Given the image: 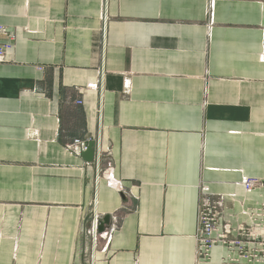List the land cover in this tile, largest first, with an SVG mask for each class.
<instances>
[{
    "label": "crops",
    "instance_id": "obj_1",
    "mask_svg": "<svg viewBox=\"0 0 264 264\" xmlns=\"http://www.w3.org/2000/svg\"><path fill=\"white\" fill-rule=\"evenodd\" d=\"M213 1L111 0L105 37L103 0H0V264H246L197 260L198 186L233 226L264 203V0ZM101 108L98 179L68 145Z\"/></svg>",
    "mask_w": 264,
    "mask_h": 264
},
{
    "label": "built area",
    "instance_id": "obj_2",
    "mask_svg": "<svg viewBox=\"0 0 264 264\" xmlns=\"http://www.w3.org/2000/svg\"><path fill=\"white\" fill-rule=\"evenodd\" d=\"M111 0H103V23L104 35L106 37V26L109 15V7ZM211 21L214 17V1L211 0ZM16 41L15 33L9 31L3 25H0V66L4 64L10 52L13 50ZM264 56V43L263 52ZM102 75V74H101ZM103 75L101 76L102 79ZM81 101L77 104L81 105ZM102 108L99 116V131L97 138L80 140L77 139L70 145L68 149L82 155L88 150L90 144H95V162L97 166V177L100 176V162L105 148L102 143ZM102 177L112 187L118 191L124 192L122 183L114 178L113 168L109 166L102 172ZM242 186L246 192L253 190L264 191V179L254 177H243L241 181ZM199 202L197 212V229L195 233L196 240V258L197 260H208L211 258L212 251L215 247L221 246L226 250L224 260L229 263H246V264H264V203L256 209H245L243 213L248 218V224L240 223L233 226L230 223L221 221V214L223 207L222 198L210 192L209 187L201 182L198 186ZM99 221L97 216L94 221L93 238L97 239V232ZM116 225L106 229L100 236L106 240L111 241Z\"/></svg>",
    "mask_w": 264,
    "mask_h": 264
},
{
    "label": "water",
    "instance_id": "obj_3",
    "mask_svg": "<svg viewBox=\"0 0 264 264\" xmlns=\"http://www.w3.org/2000/svg\"><path fill=\"white\" fill-rule=\"evenodd\" d=\"M82 157H83V159L86 162H93L94 161L95 148H94L93 144H90L89 145L88 150L82 154ZM105 222H107V221H105ZM101 225H103V222L102 221L100 222V226Z\"/></svg>",
    "mask_w": 264,
    "mask_h": 264
},
{
    "label": "bare ground",
    "instance_id": "obj_4",
    "mask_svg": "<svg viewBox=\"0 0 264 264\" xmlns=\"http://www.w3.org/2000/svg\"><path fill=\"white\" fill-rule=\"evenodd\" d=\"M102 231V230H101Z\"/></svg>",
    "mask_w": 264,
    "mask_h": 264
}]
</instances>
